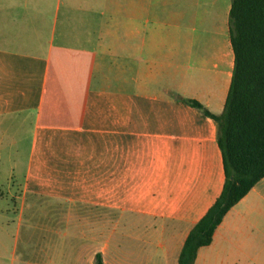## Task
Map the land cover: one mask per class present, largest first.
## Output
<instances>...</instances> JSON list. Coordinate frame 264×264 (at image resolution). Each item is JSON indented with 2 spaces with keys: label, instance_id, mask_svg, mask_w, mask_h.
Listing matches in <instances>:
<instances>
[{
  "label": "crops",
  "instance_id": "1",
  "mask_svg": "<svg viewBox=\"0 0 264 264\" xmlns=\"http://www.w3.org/2000/svg\"><path fill=\"white\" fill-rule=\"evenodd\" d=\"M232 0H0V264H178L219 195ZM3 166V167H2ZM195 264H264V178Z\"/></svg>",
  "mask_w": 264,
  "mask_h": 264
},
{
  "label": "trees",
  "instance_id": "2",
  "mask_svg": "<svg viewBox=\"0 0 264 264\" xmlns=\"http://www.w3.org/2000/svg\"><path fill=\"white\" fill-rule=\"evenodd\" d=\"M235 67L217 123L225 180L219 195L190 230L178 264H195L200 248L212 243L227 212L264 178V0H232L229 16ZM96 264H105L101 254Z\"/></svg>",
  "mask_w": 264,
  "mask_h": 264
},
{
  "label": "rangeland",
  "instance_id": "3",
  "mask_svg": "<svg viewBox=\"0 0 264 264\" xmlns=\"http://www.w3.org/2000/svg\"><path fill=\"white\" fill-rule=\"evenodd\" d=\"M3 167V166H2Z\"/></svg>",
  "mask_w": 264,
  "mask_h": 264
}]
</instances>
